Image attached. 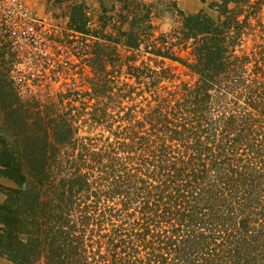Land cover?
<instances>
[{
	"label": "trees",
	"instance_id": "trees-1",
	"mask_svg": "<svg viewBox=\"0 0 264 264\" xmlns=\"http://www.w3.org/2000/svg\"><path fill=\"white\" fill-rule=\"evenodd\" d=\"M110 2L94 21L74 4L52 37L91 68L85 90L35 92L0 34V179L15 184H0V255L264 264V0L215 1L217 18ZM165 10L181 26L158 34ZM59 56L45 58L53 80L71 69Z\"/></svg>",
	"mask_w": 264,
	"mask_h": 264
},
{
	"label": "rangeland",
	"instance_id": "rangeland-1",
	"mask_svg": "<svg viewBox=\"0 0 264 264\" xmlns=\"http://www.w3.org/2000/svg\"><path fill=\"white\" fill-rule=\"evenodd\" d=\"M101 1L102 0H26V3L32 12V16L35 19L36 24L41 26V28L37 31V35L38 37H40L39 35H41V33H43L44 31H47L48 33L51 34L52 33L56 34L58 33V31L62 32L64 30H67L70 12L74 4L85 2L88 5L89 15L92 17L93 21L96 20L99 14ZM104 1L108 6L111 5L110 0H104ZM139 1L152 2L155 0H139ZM172 1H176L178 3V6L188 13H197L199 11H205L214 18H217L218 16L217 10L211 6L213 2L218 0H172ZM36 19L38 21H36ZM42 19H45L46 21L43 22ZM157 24H158V34L173 33L175 29L181 26V22L177 14L171 10H165L164 16L162 18L157 19ZM92 25L94 26L95 23H93ZM49 47H51L50 44ZM28 48H30V46ZM59 49L62 50V47H60ZM50 52L51 50L48 48V53ZM56 54L57 53L54 52L53 56H56ZM183 55H187V53L184 52ZM64 56L65 57L63 58L65 60L63 59L64 60L63 64L65 65V61H68V65L66 64V66H70L71 69H67L64 72L61 71V73H64L65 75L61 74L60 76H58L57 79H55L56 80L55 81L53 80L52 73H53V69H56L57 66H48L46 68L44 67V65H41L35 71V74L34 76H32V79H36V78L42 79L43 85L39 87L33 84V80H29V83L31 84V89H33L35 92L41 90L43 91L42 93H44V91H46V85H49L50 86L49 90L51 94H55L60 88L66 89L68 87H77L78 89H84V90L88 88V84L86 83L85 77L91 74V68L86 65H83L80 61V58H78V56L75 54H71V53L66 55L64 54ZM167 63L172 64L174 66H178L176 72L178 73V75H180L181 80L193 79V77L187 74L186 72L187 70L181 67L179 64L170 61H168ZM21 70L26 73L31 72L28 69H21ZM178 82H180V80H178ZM0 184L4 187L15 186L14 182L8 178H4L2 181H0ZM0 190L3 194H5L3 188H0ZM5 264H15V263L5 258Z\"/></svg>",
	"mask_w": 264,
	"mask_h": 264
},
{
	"label": "built area",
	"instance_id": "built-area-1",
	"mask_svg": "<svg viewBox=\"0 0 264 264\" xmlns=\"http://www.w3.org/2000/svg\"><path fill=\"white\" fill-rule=\"evenodd\" d=\"M42 20L43 22L46 21L45 19ZM36 21L38 20L36 19ZM40 28L41 26L36 24L26 0H0V34L3 36L1 37L8 38L13 42L21 59L18 67L20 70H30L32 73H27L31 75V78L37 68L41 65L45 67L47 62H52L45 61L46 57L58 58L61 54H67L65 48L62 47V50H60L61 46L52 39L53 36L62 32L58 31L56 34H51L44 31L39 35L40 38L37 35ZM49 44L51 47H49ZM29 46L30 48H28ZM48 48L51 50L50 53H48ZM54 52L57 53L56 56H53ZM58 52H61V54Z\"/></svg>",
	"mask_w": 264,
	"mask_h": 264
},
{
	"label": "crops",
	"instance_id": "crops-1",
	"mask_svg": "<svg viewBox=\"0 0 264 264\" xmlns=\"http://www.w3.org/2000/svg\"><path fill=\"white\" fill-rule=\"evenodd\" d=\"M4 178H2L0 181H2ZM5 194H3L0 190V202H2L4 199H5ZM0 264H5V258H3L1 255H0Z\"/></svg>",
	"mask_w": 264,
	"mask_h": 264
}]
</instances>
